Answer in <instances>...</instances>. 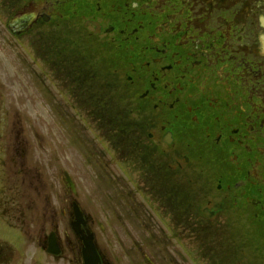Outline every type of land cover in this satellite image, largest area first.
<instances>
[{
    "label": "flooded vegetation",
    "instance_id": "1",
    "mask_svg": "<svg viewBox=\"0 0 264 264\" xmlns=\"http://www.w3.org/2000/svg\"><path fill=\"white\" fill-rule=\"evenodd\" d=\"M0 24L17 39L34 35L40 84L76 86L78 100L98 102L89 145L101 216L85 209L77 186H65L71 230L79 203L99 264L197 261L166 248L206 245L209 232L218 253V210L203 200L211 165L228 189L242 188L238 205L264 212V0H0ZM97 87L121 108H103ZM112 228L118 254L105 248ZM52 235L59 254L49 251ZM65 238L55 224L38 243L39 264H85L83 242Z\"/></svg>",
    "mask_w": 264,
    "mask_h": 264
},
{
    "label": "rangeland",
    "instance_id": "2",
    "mask_svg": "<svg viewBox=\"0 0 264 264\" xmlns=\"http://www.w3.org/2000/svg\"><path fill=\"white\" fill-rule=\"evenodd\" d=\"M71 27L79 29L77 24ZM63 35V32L59 33L54 40ZM35 44L34 35L17 39L0 24V264H39L40 260L44 261L46 253L38 243L47 237L55 224L59 225L63 237L77 240L69 224L66 171L78 188L77 199L85 209L101 216L100 196L95 193L98 188L93 187L96 166L90 163L91 146L97 132L89 111L97 109L98 102L78 100L76 86L67 89L66 85L55 86L45 80L40 84L36 79L39 70L35 65ZM90 56L89 60H92L95 55ZM109 91L96 89L98 96L103 93L102 107L109 108L115 103L114 107L120 109V101L112 102ZM207 171L212 182L210 194L206 193L203 200L206 203L211 199V209L218 210V216L212 222L218 224L216 249L223 264H264V212L250 202L236 203L242 188L233 185L228 189V181L219 176L221 168L218 164L211 165ZM235 179L232 180L235 182L240 178ZM221 183L222 188L219 187ZM115 232L112 228L113 244L105 246L110 254L120 251ZM129 232L136 235L133 229ZM96 233L102 243L106 235L98 227ZM211 236L210 232L204 233L206 245L203 246L189 241L183 247L168 246L166 253L174 255L189 250L197 257V261L186 262L174 258L170 264H210L209 258L221 264L217 251L211 250ZM226 239L227 244L222 246ZM225 246L230 250H225ZM143 248L154 254L151 247L143 245ZM66 253H72L71 247ZM59 262L67 264L63 260Z\"/></svg>",
    "mask_w": 264,
    "mask_h": 264
},
{
    "label": "water",
    "instance_id": "3",
    "mask_svg": "<svg viewBox=\"0 0 264 264\" xmlns=\"http://www.w3.org/2000/svg\"><path fill=\"white\" fill-rule=\"evenodd\" d=\"M67 180L70 185L74 187L72 180L67 177ZM76 213V221L74 222V229L79 234L80 238L84 241V260L86 264H98L99 263V253L94 241V234L89 229H84L83 226L86 225V221L84 219V214L76 204L75 206ZM52 238V237H51ZM50 251H56V245L54 242L51 243Z\"/></svg>",
    "mask_w": 264,
    "mask_h": 264
}]
</instances>
